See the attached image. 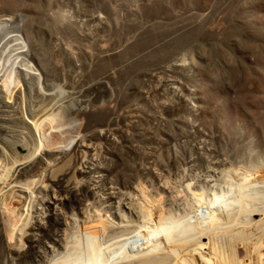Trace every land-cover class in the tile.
<instances>
[{
    "label": "rangeland",
    "instance_id": "1",
    "mask_svg": "<svg viewBox=\"0 0 264 264\" xmlns=\"http://www.w3.org/2000/svg\"><path fill=\"white\" fill-rule=\"evenodd\" d=\"M23 40L0 264H264V0H0Z\"/></svg>",
    "mask_w": 264,
    "mask_h": 264
},
{
    "label": "bare ground",
    "instance_id": "2",
    "mask_svg": "<svg viewBox=\"0 0 264 264\" xmlns=\"http://www.w3.org/2000/svg\"><path fill=\"white\" fill-rule=\"evenodd\" d=\"M19 37L16 31H10L9 37ZM26 49V44L23 41L15 43L13 46L14 53L9 56H1L0 57V75L7 74L9 71H13L15 68H23L27 75H34L35 68L32 63L26 58L24 52ZM34 70V72H33ZM24 77H27L24 74Z\"/></svg>",
    "mask_w": 264,
    "mask_h": 264
}]
</instances>
